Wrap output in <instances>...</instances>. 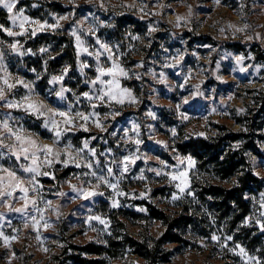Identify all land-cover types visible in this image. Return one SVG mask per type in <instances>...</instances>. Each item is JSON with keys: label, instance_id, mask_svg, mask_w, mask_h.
<instances>
[{"label": "rangeland", "instance_id": "1", "mask_svg": "<svg viewBox=\"0 0 264 264\" xmlns=\"http://www.w3.org/2000/svg\"><path fill=\"white\" fill-rule=\"evenodd\" d=\"M17 7L32 21H47L49 26L33 36L34 23H27V31H22L19 21L13 25L8 19L6 27L17 35L0 29V66L11 74L10 82L30 83L32 98L49 107L68 110L71 103L73 112L95 110L99 116L77 119V126H70L56 146L62 153L60 160L67 159L63 149L71 141L69 151L75 162L65 165L56 160L48 166L41 161V172L48 175L20 167L31 161L16 159L8 151L14 141L0 146V163L16 171L29 189L25 194L19 187L0 185V232L4 234L0 236V264H62L72 255L80 256L75 247L106 245L110 238L120 242L124 236L155 245L169 227L152 218L151 207L165 213L172 224L181 218L193 220L172 231L182 242L161 249V256L170 254L165 264H264V228L260 226L264 222V123L261 127L256 123L261 128L257 134L262 157L251 156L253 174L262 184L248 196L246 215L235 208L227 212L205 193L210 182L232 188L236 180L219 181L215 173L199 172L197 161L180 149L191 139L215 137L220 125L243 131L237 120L254 116L247 104H252V91L264 89V60L257 59L264 54V0H18ZM0 10L10 15L3 6ZM52 24L57 27L53 29ZM74 31L88 52L76 48ZM42 35L52 39L45 43ZM65 37L76 51V68L68 61L53 63L67 49L66 43H57ZM17 41L20 52L11 47ZM30 41H38L37 50L27 47ZM103 43L129 70V76L120 77L121 87L131 89L123 103L95 99L89 103L81 95L85 91L94 95L97 87H103L99 82L96 87L88 83L98 75L97 64L111 66L107 53L100 61L90 55ZM65 66L69 71L63 81L52 83V76L60 75ZM61 86L66 89L64 97L56 96ZM27 94L28 89L19 84L6 89L0 100V119L11 113L17 119L10 123L38 134L42 143H53L54 133L44 127V117L7 107L8 99L19 100ZM96 119L101 126L94 123ZM81 123L86 127H78ZM138 139L142 143L137 144ZM129 155L134 162L124 161ZM188 156L191 165L186 159L181 162ZM87 160L93 161L92 168L87 167ZM185 169L188 184L182 191L176 187L180 181L170 174ZM33 176L39 181L35 187ZM99 176L117 187H108ZM77 189H91L96 195L85 196ZM25 195L29 201L35 199L36 205L26 203ZM20 208L24 211H17ZM4 236L15 239L5 242ZM241 248L256 259L240 255ZM135 250L121 249L114 259L102 260L104 264H142L132 253Z\"/></svg>", "mask_w": 264, "mask_h": 264}, {"label": "snow or ice", "instance_id": "2", "mask_svg": "<svg viewBox=\"0 0 264 264\" xmlns=\"http://www.w3.org/2000/svg\"><path fill=\"white\" fill-rule=\"evenodd\" d=\"M18 0H0V6H3L6 9L7 13L10 15L8 19L12 22L13 25H16L19 21V28L22 31H27L25 25L27 23H34L37 27H35L31 31V35L35 36L38 31L44 30L46 26H49L47 21L43 23L40 20L32 21V18L29 16L24 15V9L17 7ZM143 11V9H141ZM59 19H63L60 17ZM53 29L57 27L56 24L50 25ZM0 29L4 32L8 33L9 36H16L17 33L12 30V28L6 27L4 24L0 23ZM76 36V48L81 52H88V47L84 46V42L81 40V37L75 33ZM19 41L16 44H12L11 47L20 52L21 49L18 47ZM28 52H31V49H27ZM40 51H45V49H40ZM107 53L109 59H111V66H104L103 64H97L96 72L98 75H95L94 79H90L88 83L92 84L94 87L97 86V82L99 85L103 87H97L95 94L93 95L90 91H85L81 95L85 98H88L89 103L93 99L96 101H102L107 103L108 101H116L123 103L125 96H131V89L129 88H122L120 85V77H127L129 76V70H126L121 63H119L114 57L112 49L109 47L107 43H103L101 47L95 48L93 53L90 55H94L96 61H100L101 56ZM23 54V53H21ZM3 56V52L0 51V57ZM239 59V58H238ZM83 63H81V71H83ZM0 71H4V75L0 77V100H3L6 95V89H13L16 85H23L24 88L28 89V94L20 97L19 100L16 99H8L6 101L7 107L12 109H23L25 112L33 113L38 117H44V127L50 129L53 136V143H42L38 139V134L32 135L28 134L27 130L20 125L12 124L10 121H14L17 118L14 117L11 113L3 114V119H0V146L5 144L6 140H12L14 143L8 144V151L13 153L16 159H20L22 157H27L31 163L27 165H20V167L25 168L29 173H40L41 175H48L50 173H43L41 172V167L43 164L51 166L54 164L56 160H60L62 155L61 151L57 148V144L61 141L62 137H64L65 133L70 130V126H77L76 120L80 119L81 121H88L90 118L99 116V113L93 110L92 112H81V111H72L71 103L69 104L68 110H63L61 108H52L49 107L44 103L43 100H34L33 96V86L30 83H26L23 79H17L14 83L10 82L11 74L7 72L2 66H0ZM35 71V69H33ZM69 67L65 66L62 69L60 75H54L51 78L52 83H56L57 81H63L64 76L68 73ZM105 76L111 77L110 79H105ZM66 89L61 86L60 90L56 92V96L64 97ZM76 99L79 100L80 96L77 95ZM98 126L100 125V121L98 119L94 120ZM78 127L85 128L86 124L81 123ZM137 144L142 143L141 140L136 141ZM84 146H88V141H84ZM71 141L64 146L63 153L67 156V159L60 160L62 164H68L69 162H75V157L73 156L72 151H69L72 148ZM82 151V150H78ZM111 151V149H109ZM90 152L93 154L95 153L94 149H90ZM7 155V153H3ZM186 159L188 164L191 165L193 163L192 157L188 156L185 158H181V162ZM133 161L134 156L129 155L124 157V161ZM88 168L93 167V161L87 160L85 161ZM95 163H99V161H95ZM124 170H128V164H124ZM91 175L96 176V172H92ZM108 175H113L111 169H108ZM173 180H178L180 183L176 185L177 188L183 189L188 184V171L185 169L183 172H173L170 174ZM103 183L107 184L108 187L115 189L117 187L116 184L111 183L109 180L104 179L103 176L97 177ZM39 184V181L35 180V177H32V185L35 187ZM0 185H4L11 189L20 188L22 192L25 194L28 192V188L24 186V182L22 178L14 171L12 168H6L3 163H0ZM75 187V186H74ZM85 196L88 195H96L91 189H77ZM26 203H32L34 206L36 205V200H28L27 196L25 195ZM261 203H264V194H261ZM17 211H24V208L17 209ZM41 209L37 207V212H40ZM40 219H43L41 216ZM96 219H101L100 217H96ZM32 222L34 224H39V221L36 217H32ZM47 227V224L44 225ZM261 228H264V222L260 224ZM4 234L0 232V236ZM11 239H15V237L4 236L5 242H8ZM212 239H217V237L213 236ZM228 240H231L232 237L228 236ZM235 251V249H232ZM240 255L245 256L249 261H254L256 258L253 256L248 255L245 249H240Z\"/></svg>", "mask_w": 264, "mask_h": 264}, {"label": "trees", "instance_id": "3", "mask_svg": "<svg viewBox=\"0 0 264 264\" xmlns=\"http://www.w3.org/2000/svg\"><path fill=\"white\" fill-rule=\"evenodd\" d=\"M0 23H4L5 26L9 24L8 15L3 10H0ZM41 38L46 43L52 39V36L42 35ZM57 43L60 46L66 43L67 49L61 50V55L53 63L59 65L64 61H68L76 68L77 56L71 41L65 37ZM37 44L38 41H30L27 47H34L37 50ZM238 51L241 50L238 48ZM257 59L264 60V54L262 56L258 54ZM251 94L252 104H247V106H250L249 108H251V113L254 116H243L237 120L243 131L235 132L220 125L217 126L219 134L215 137L191 139L180 145L183 154H190L197 161L199 172L215 173L214 177L218 178L219 181L236 180L232 188L219 184L214 185L210 182L205 193L227 212L235 208L236 210H242L243 215L249 212L248 196L256 189L261 188L262 184L261 180L253 174L251 156L262 157V150L258 142L261 136L257 134V131H260L261 128L257 129L256 123H258V127H261L264 123V89L254 90ZM254 118L256 120H253ZM257 119L259 122H257ZM150 213L152 218L164 221L169 227V232L156 241L155 245L150 246L148 243L138 242L128 236H124L120 242L110 238L106 245L89 244L83 247H75V250L80 252V256L72 255L62 264H68L69 262L74 264H104L103 258L114 259L116 252L121 249L125 251L127 248L136 249L132 253L144 261L142 264L167 263L170 254L166 252L161 256V249H165L169 244L181 243V238L177 234H171L172 231L190 225L193 220L181 218L176 220L175 224H172L165 213L152 207ZM84 255L87 257H83Z\"/></svg>", "mask_w": 264, "mask_h": 264}]
</instances>
